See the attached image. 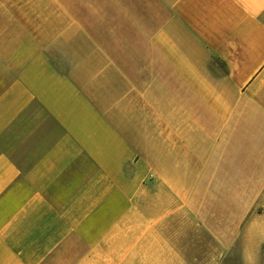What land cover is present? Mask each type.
Masks as SVG:
<instances>
[{
	"label": "crops",
	"instance_id": "crops-1",
	"mask_svg": "<svg viewBox=\"0 0 264 264\" xmlns=\"http://www.w3.org/2000/svg\"><path fill=\"white\" fill-rule=\"evenodd\" d=\"M91 1L45 41L0 9V264H107L139 208L232 241L264 208V0Z\"/></svg>",
	"mask_w": 264,
	"mask_h": 264
},
{
	"label": "rangeland",
	"instance_id": "rangeland-1",
	"mask_svg": "<svg viewBox=\"0 0 264 264\" xmlns=\"http://www.w3.org/2000/svg\"><path fill=\"white\" fill-rule=\"evenodd\" d=\"M91 4L96 1L0 0V9L25 10L27 29L35 11L40 15L36 18H40L45 41L74 19L69 14L81 19L82 11ZM155 213L147 216L145 209L139 208L137 224H123L122 248L116 249V254L113 249L107 251V264H264L263 207L250 224L233 226L234 239L229 242L216 239L188 216H171L163 225Z\"/></svg>",
	"mask_w": 264,
	"mask_h": 264
}]
</instances>
